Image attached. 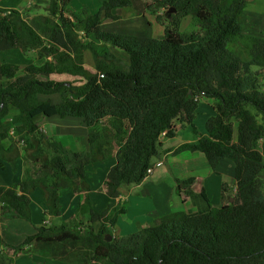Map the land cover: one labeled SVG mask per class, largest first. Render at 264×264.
Listing matches in <instances>:
<instances>
[{"label":"trees","instance_id":"trees-1","mask_svg":"<svg viewBox=\"0 0 264 264\" xmlns=\"http://www.w3.org/2000/svg\"><path fill=\"white\" fill-rule=\"evenodd\" d=\"M70 1H47L45 13L37 18L43 35L25 13L0 8V51L41 48L58 65L28 64L21 76H16V65H1V74L11 81L0 89V169L4 162L14 169L19 157L27 167L23 182L0 187V217L29 221L30 194L37 189L46 212L57 214L58 189L71 186L86 197L90 185L82 169L111 157L115 163L106 174L105 192L118 198L122 185L138 184L146 177L151 159L160 153L161 134L174 136L175 119L198 133L194 120L202 97L212 101L213 109L205 134L176 150L203 153L213 170L219 161L231 160L235 194L226 207L193 215L172 212L123 237L111 232L123 208H115L110 217L112 205L102 212L90 208L85 220H79L81 230L73 227L74 221L51 228L40 224L21 243L5 244L11 255L0 256V264H10L33 242L35 249L67 264H91L100 253L109 264H264V189L259 177L264 164L256 147L264 139V67L251 71L252 61L229 51L230 43H240L249 53L264 54V39L242 32L249 0H162L167 10L175 9L166 18L162 38L101 28L102 18L119 19L113 10L130 6L131 0H101L95 13L86 7L73 10ZM200 14L199 32L180 31L184 18ZM111 48L124 52L128 62ZM73 49L93 53L94 72L75 61ZM55 72L83 82L55 81L50 78ZM53 94L61 97L55 106L60 117H78L89 128L101 124L89 133L87 151L67 150L36 124L34 113L44 104L39 97ZM10 108L16 111L11 123L25 134L21 154L13 142L7 147L1 142L7 136L3 123Z\"/></svg>","mask_w":264,"mask_h":264},{"label":"crops","instance_id":"crops-1","mask_svg":"<svg viewBox=\"0 0 264 264\" xmlns=\"http://www.w3.org/2000/svg\"><path fill=\"white\" fill-rule=\"evenodd\" d=\"M47 0H0V8L4 9H16L20 12L25 13V16L28 13L29 24L32 25L35 30L43 35V26L39 25L37 22L38 16L41 14L38 11H30L32 6L35 8L43 9L46 5ZM134 1L131 0V5L127 7H121L113 10V13L118 15L117 20H111L102 18L101 20V28L104 31L114 32L113 25L111 22H119L122 21L123 14L124 17L128 15L129 11H131V15H129L130 19L134 24L130 23V27L128 28H140L138 26V22L140 20L147 19V14L143 11L141 13H136L137 9L143 8V5H139L137 9H133ZM76 3V4H75ZM254 3L252 1L250 4ZM23 4H27V6H23ZM88 5H84L90 13H95L99 10L100 4L99 0H90L87 3ZM248 6V5H247ZM247 6L245 7L242 18V32L244 34L263 38L264 39V13H258L259 11L255 10L254 12H246ZM69 7L73 10H76L79 6L77 5V0H71L69 3ZM33 8V9H35ZM146 9V8H144ZM143 10V9H142ZM126 11V13H124ZM147 12V11H146ZM43 14V13H42ZM249 17L248 25H244V18ZM140 18V20L138 19ZM119 20V21H118ZM250 21H252L250 23ZM124 23V22H123ZM126 23H124L125 25ZM145 26L141 27L144 31H139V33H145L144 36H152L150 35L149 27H153L151 22L147 21ZM110 27V28H109ZM126 28V29H128ZM123 30H126L125 27H122ZM116 29V30H122ZM153 32L155 28H152ZM147 32V33H146ZM152 32V33H153ZM162 38V37H157ZM113 50H117L111 48V52ZM119 53H124L120 50ZM28 51H22L21 49H9L7 51H0V69L1 65L4 63L14 64L18 67L16 76H21L23 74V69L28 64H36L40 65L46 61H53L55 66L57 67V62L53 59L51 55H48V58H45L43 62H36L37 59L34 58L33 55L27 53ZM70 53L74 57L75 61L82 64L84 68L91 71V65H94L95 69V57L93 53L89 49H73L70 50ZM116 57L121 58L123 61L128 62V60H124L122 57L113 53ZM127 56V55H126ZM44 58V57H43ZM128 58V56H127ZM254 70L253 68H251ZM95 71V70H94ZM58 75H70L66 73H55ZM54 73L50 75L51 79H55V81L66 82L65 80H60L57 77L53 76ZM77 77V76H76ZM11 79L3 76L0 71V89H5L7 85L10 83ZM262 81V80H261ZM264 89V86H263ZM39 100L44 104L40 105L39 108L34 113V120L36 124L39 126V129L50 138H53L67 148V150L72 152H79L82 150H88V135L91 131H97L101 128V125L98 123L92 127H87L82 122V120L78 117H60L56 112V104L61 101V97L58 94L53 95H41ZM201 101V100H200ZM9 114L4 119L3 126L5 125V120L7 118L10 119L9 129H5V136L2 139V144L7 147L12 142L14 143L15 148L21 154L20 141L23 142L25 139V134L21 131V137L16 139L12 138L10 135L15 133H19L18 129L14 127L11 123V117L16 111L13 108L9 109ZM213 115L212 102H203L199 103L197 109V115L194 120V124L197 128V134L192 131V128L189 125H182L179 130L175 131V134L172 138H167L165 136L160 137V153L157 157L151 159L150 166H152V172L146 176L140 183L138 184H124L120 187V195L116 199H111L106 195L105 192V180L106 174L109 168L115 163V159L113 157L100 162V165L107 163L110 161V164H107L105 167L104 179L102 181L103 189L98 191L92 190V186H90L89 194L84 198L82 195L77 194L73 191L71 186L63 187L58 189L57 194V209L58 213L48 214L42 202V193L40 190H35L30 194V222L24 219L18 218H5L0 217V232L2 242L0 243V254H9L7 248L4 246L8 245H16L23 241L25 236L32 234L35 230V225L33 224V215H38V219H40V223L42 219L57 217L59 220V224L62 223H71L74 221V224L77 222L79 224L80 217L75 218L78 213H80L79 209L83 207V202H87L88 211L90 208H93V202L95 199L93 198V193L98 192L102 195H106L108 199L111 200L109 205H118L123 208V214L130 208L134 207L133 205H126V201L130 202V197L133 192L136 195L139 194V198H150L149 209L147 213L150 215L148 217L147 223H154L155 220L162 217L163 215L182 211L188 214H196L198 211L209 210L212 207H226L228 203L233 201V196L235 194V182H234V163L231 160L223 159L219 161L216 168L213 170L209 166L206 157L203 153L199 151H177L176 148L184 143H192L195 142L200 136L205 134L204 126L206 120ZM41 121V123L39 122ZM4 132V131H3ZM236 136V135H235ZM257 149L262 153V162L264 164V139H260L256 144ZM20 156V155H19ZM154 161V162H153ZM153 162V163H152ZM157 162H160V165H156ZM96 165V164H95ZM165 166V167H164ZM26 163L22 158H17L14 161V169L11 167L10 163L4 162V168L0 169V187L8 188L16 185L20 182H23L26 179ZM91 167H85L82 169L83 178L87 179V183L89 184V179L87 176V169ZM95 168V167H94ZM94 168H91L92 170ZM96 169V168H95ZM161 169V170H159ZM161 172V173H160ZM160 173L159 175H157ZM86 174V177H85ZM172 177V179H170ZM259 177L264 181V171L260 172ZM81 178V175H80ZM153 178V179H152ZM47 179V177H46ZM82 179V178H81ZM170 180V181H169ZM52 181V180H51ZM49 179L47 182H51ZM169 182V183H168ZM90 185V184H89ZM165 187L166 196L163 197L160 195L159 189H163ZM170 187H174L171 189ZM17 193L20 194L18 189ZM176 195V197H173ZM84 198V199H83ZM139 198L135 202V206L139 204ZM116 200V203H114ZM153 200V204L151 201ZM232 200V201H231ZM109 201V200H108ZM107 201V202H108ZM125 202V204H124ZM109 203V202H108ZM121 204V205H120ZM139 206V205H138ZM135 209V207H134ZM104 210V209H102ZM101 210V211H102ZM112 212V211H111ZM134 215H138V213H133ZM127 219V218H126ZM142 219V217H140ZM76 221V222H75ZM117 222V221H116ZM131 224L126 225L129 228L133 226L135 229L133 222L129 221ZM143 224V223H142ZM116 225V224H115ZM39 226V225H38ZM125 226V227H126ZM146 226V225H145ZM75 228V226H73ZM144 227L140 224L139 226ZM137 231V230H136ZM115 237V236H114ZM118 237V236H117ZM29 245V244H27ZM24 246L23 252H19L14 255L11 259L10 264H67L65 262L50 258L46 255L45 250L39 249H31L28 251L27 247ZM30 246V245H29ZM41 251V252H40ZM11 255V253L9 254ZM2 256V255H0Z\"/></svg>","mask_w":264,"mask_h":264},{"label":"rangeland","instance_id":"rangeland-1","mask_svg":"<svg viewBox=\"0 0 264 264\" xmlns=\"http://www.w3.org/2000/svg\"><path fill=\"white\" fill-rule=\"evenodd\" d=\"M47 1L45 3H47ZM133 1H134L133 2L134 4H133L132 7H133L134 10L137 9L140 4H141V6L143 5V8L141 7L140 9L136 10V13H141L143 11L144 13L147 14V19L144 18V20L143 19L140 20V18H138L140 20L138 22V26L140 28H138V29L128 28V27H130L129 26L130 23L134 24V22L129 20L130 19L129 15H131V11H129L128 15H126L125 17H124V14H123L122 21H119V20H118L119 22H111L110 21L109 23H112L111 25H113V29H111L109 27L110 30L114 31V33H120V34L145 35V33H139V31H144L143 28H141V27H143V26L146 27L145 24L147 23V21H149V22H151V24L155 28V31L153 32V30H152L153 27H151V25H150V27H149L150 35L152 34V35H154L156 37H163L164 28L168 24V21L166 20V18L169 19L170 15L175 13V11H171V12L167 13L168 10L166 9V5H164L163 3H160V1H162V0H133ZM252 1H254V3L250 4ZM88 2H90V0H77V5L79 7L76 10H79L84 5H88L87 4ZM97 2H98V0H97ZM99 4H101V0H99ZM24 5L27 6V4H23V6ZM247 5L248 6H247V9H246V12L247 11L254 12L255 10H257V11H259L258 13H261V14L264 13V0H249V3H247ZM33 8H35V7L32 6L30 11H38L41 14L45 13L43 9H39V8L33 9ZM144 8H146V9H144ZM124 13H126V11ZM27 15H28V13H27ZM27 15L25 17L29 18ZM202 15L203 14H200V16L196 17V18H193L191 16H188V17L184 18L181 21V23H180V27H179L180 31L181 32H185V33L197 32V31L199 32L201 29H200V26H199L198 19ZM157 16H158V18H157ZM28 20H30V19H28ZM248 20H249V17H245L244 18V25H246V26L248 25V22H249ZM123 22L126 23V24L124 25ZM251 22L252 21H250V23ZM122 27H125V29L126 28H128V29L123 30ZM116 29H122V30H116ZM27 51H28L27 53L33 55L34 58L37 59L36 62H38V63L43 62V60L45 58L49 57L47 54L44 53V50H42L41 48H31V49H28ZM229 51L232 54L237 55L238 57L242 58L245 61H252L253 63H252L250 68H253L254 70L251 69V71H259L260 72L261 69L264 67V54H261V53H249L248 50L246 48H244L240 43H230ZM39 52H41V56L39 55ZM113 53H115L118 56L122 57L126 61L128 60V58H127L125 53H119V51H117V50H113ZM94 70H95L94 69V65H91V71L94 72ZM55 73L53 75L54 77H57L60 80H65L66 82H70V83H73V84H76V85L82 84V82H83V79L78 77V76L76 77V76H69V75H58V74H55ZM200 100L202 101V103L203 102H209V103L212 102L209 98H206V97H202ZM68 118H72V117H68ZM39 122L41 123V121H39ZM9 123H10V119L7 118L5 120V125H4V128H6V130L9 129V127H8ZM174 126L176 127V130H179L180 127H181V122L178 119H175L174 120ZM18 132L19 133H15V134L10 135V136L12 138L18 139V138L21 137V134H20L21 131L18 130ZM20 143H21L20 148L22 150L24 145H23V142L20 141ZM112 152L114 154L115 147H113ZM105 164L106 165H104V164L100 165V162H98V163H96V165L95 164L90 165L91 167H89L87 169V172H88L87 176H88V179H89V184H90V186H92V190H94V191L100 192V190L103 189L102 181H103V179L105 177L104 176L105 167L107 166V164H110V161L108 160L107 163H105ZM91 168H94V169L92 170ZM159 170H161V169H159ZM160 173H158L157 175H159ZM85 177H86V174H85ZM170 179H172V177ZM85 180H87V179H85ZM262 187L264 189V181L262 183ZM170 188L174 189V187H170ZM159 191H161L160 192L161 196L165 197L167 195L166 192H165V187L163 189H159ZM98 192H94L93 193V198L95 199V202H93V206L92 207L94 209L98 210L99 212H102V211H104L102 209H106L108 207V205L110 204L111 200L108 199V197L106 195H102L101 193H98ZM88 194H89V192L87 193V195ZM83 197L85 198V196H83ZM173 197H176V195H173ZM138 198H139V194L136 195V193L133 192L131 197H130V202L128 203V201H126V205H125L126 207L128 205H133L135 207V209H134V207H130L125 212V214H119L118 215L116 225L112 226V229H111L112 236L123 237V236L129 235V234L135 232L136 230L140 229V227H139L140 224L142 226L152 224V223H147L148 217H150V215L147 213V211L149 209L148 201L150 202V198H148V197L145 198V199L139 198V204H138L139 206L138 205L135 206V202H136V200ZM114 203H116V200H114ZM83 204H84L83 207L81 209L77 210L80 213H78L79 215L76 216V218H75L76 221L78 220L77 218H79V216L82 215V214H84V215H82L80 217V219H82V221H84L85 220V216L89 212L88 211V207L86 206L87 202L84 201ZM124 204H125V202H124ZM151 204H153V200L151 201ZM118 207H122V205L121 206H118V205L115 206L114 205V207L111 208L108 211L107 217L112 216L113 210L115 208H118ZM133 213H138V215H136V214L134 215ZM140 217H142V219H140ZM47 220L49 221V224H46L47 227L51 228V227L57 226L59 224V220L57 219V217H51V218H48ZM129 221L133 222V225H134L135 229L133 228V226H131L130 228L128 226H126V225H130L131 224ZM29 222H30V220H29ZM32 222L35 225V227H38V225H40L39 224L40 223V219H38V215H36V214L33 215V221ZM74 226H75V229H77V230H81L82 229V227L77 222L74 224ZM97 227H98V224L96 223V224H94L92 226V230L96 231ZM33 243L29 244L30 246L27 245L28 246L27 247L28 251L31 250V249L36 248V246ZM39 250H41V249H39ZM0 255H3V254H0ZM91 264H109V263L107 262L106 255L104 253H100V254H98V256L95 257V259L91 262Z\"/></svg>","mask_w":264,"mask_h":264},{"label":"clouds","instance_id":"clouds-1","mask_svg":"<svg viewBox=\"0 0 264 264\" xmlns=\"http://www.w3.org/2000/svg\"><path fill=\"white\" fill-rule=\"evenodd\" d=\"M171 126L173 127V130L176 131V127L174 126V121L172 122ZM161 136H165L164 133H162ZM161 136H160V137H161ZM157 163H160V162H157ZM156 165H157V164H156ZM158 165H160V164H158ZM149 167H152V166H149ZM146 176H148V175L146 174ZM231 201H232V200H231ZM41 224H44V225L49 224V221H48L47 219H45V217H44V218L42 219ZM109 235H110V234H109ZM111 239H112V236H111Z\"/></svg>","mask_w":264,"mask_h":264},{"label":"water","instance_id":"water-1","mask_svg":"<svg viewBox=\"0 0 264 264\" xmlns=\"http://www.w3.org/2000/svg\"><path fill=\"white\" fill-rule=\"evenodd\" d=\"M171 11H175V9H174V8H170V9L168 10L167 13H169V12H171ZM167 13H166V14H167ZM106 240H107V241H110V240H111V235L108 234V235L106 236Z\"/></svg>","mask_w":264,"mask_h":264},{"label":"built area","instance_id":"built-area-1","mask_svg":"<svg viewBox=\"0 0 264 264\" xmlns=\"http://www.w3.org/2000/svg\"><path fill=\"white\" fill-rule=\"evenodd\" d=\"M158 164H160V163H157V165ZM151 172H152V168L148 167L147 170H146V174L149 175Z\"/></svg>","mask_w":264,"mask_h":264}]
</instances>
